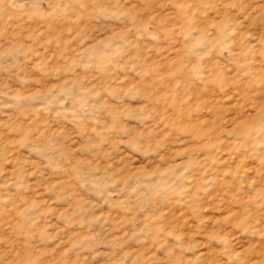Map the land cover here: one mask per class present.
Here are the masks:
<instances>
[{
	"label": "rangeland",
	"instance_id": "374dc122",
	"mask_svg": "<svg viewBox=\"0 0 264 264\" xmlns=\"http://www.w3.org/2000/svg\"><path fill=\"white\" fill-rule=\"evenodd\" d=\"M0 264H264V0H0Z\"/></svg>",
	"mask_w": 264,
	"mask_h": 264
}]
</instances>
